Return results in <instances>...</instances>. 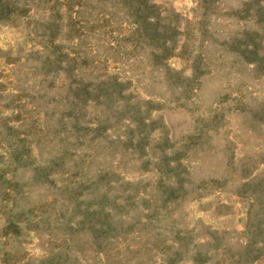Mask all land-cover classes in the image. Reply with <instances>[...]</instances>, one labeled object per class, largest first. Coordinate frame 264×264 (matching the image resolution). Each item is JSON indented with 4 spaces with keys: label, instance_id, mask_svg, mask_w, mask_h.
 <instances>
[{
    "label": "rangeland",
    "instance_id": "obj_1",
    "mask_svg": "<svg viewBox=\"0 0 264 264\" xmlns=\"http://www.w3.org/2000/svg\"><path fill=\"white\" fill-rule=\"evenodd\" d=\"M0 264H264V0H0Z\"/></svg>",
    "mask_w": 264,
    "mask_h": 264
}]
</instances>
